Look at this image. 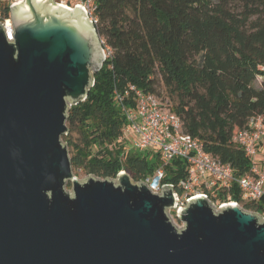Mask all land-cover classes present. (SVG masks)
Listing matches in <instances>:
<instances>
[{"label": "water", "instance_id": "water-1", "mask_svg": "<svg viewBox=\"0 0 264 264\" xmlns=\"http://www.w3.org/2000/svg\"><path fill=\"white\" fill-rule=\"evenodd\" d=\"M11 8L14 39L0 22V264H264L258 213L198 197L179 229L173 187L154 194L126 171L75 176L63 136L106 60L100 35L80 7Z\"/></svg>", "mask_w": 264, "mask_h": 264}, {"label": "trees", "instance_id": "trees-1", "mask_svg": "<svg viewBox=\"0 0 264 264\" xmlns=\"http://www.w3.org/2000/svg\"><path fill=\"white\" fill-rule=\"evenodd\" d=\"M94 2L106 60L88 97L69 109L63 140L76 175L116 179L126 171L137 182L163 166L164 184L186 176L184 159L165 164L159 152L134 150L125 140L122 107L134 86L178 115L185 131L231 165L235 177L248 174L254 160L235 135L252 117L264 116V0ZM4 11L9 16V7ZM259 155L264 169V143ZM209 192L213 204L237 201L246 211L264 210L260 202L243 201L236 183Z\"/></svg>", "mask_w": 264, "mask_h": 264}, {"label": "built area", "instance_id": "built-area-1", "mask_svg": "<svg viewBox=\"0 0 264 264\" xmlns=\"http://www.w3.org/2000/svg\"><path fill=\"white\" fill-rule=\"evenodd\" d=\"M24 0H0V22L4 25L9 40L14 39V26L11 18V7ZM59 5L72 10L80 7L95 23L96 10L94 0H55ZM9 7V16H5V9ZM264 71V66L261 67ZM132 100L123 105L127 123L123 136L128 145L140 152L156 151L160 153L163 163L167 164L172 159L180 157L187 162L186 176L177 185L164 184V167L156 170L155 174L137 183H144L157 195L163 194L165 186L173 187L176 196L175 206L168 210V215L173 224L182 229L185 223L180 216L189 201L198 197L208 200L213 187H231L237 184L242 191L243 201L262 203L264 206V169L261 166L259 149L264 143V116L252 117L248 124L235 135V141L254 160L251 171L242 176L235 177L231 165L208 154L202 143L187 133L181 118L166 108L155 95L146 94L135 86L131 88ZM130 91L126 96L131 95ZM121 101L124 100L120 96ZM125 171H122L123 173ZM235 204L242 207V203L232 201L220 204ZM260 214L264 219L263 212Z\"/></svg>", "mask_w": 264, "mask_h": 264}, {"label": "rangeland", "instance_id": "rangeland-1", "mask_svg": "<svg viewBox=\"0 0 264 264\" xmlns=\"http://www.w3.org/2000/svg\"><path fill=\"white\" fill-rule=\"evenodd\" d=\"M106 54V53H105ZM163 91V90H162ZM63 142H64V144H66L67 145V143L63 140ZM68 146V145H67ZM68 149H69V153H70V148H69V146H68ZM148 152V151H147ZM150 152V151H149ZM70 156H71V154H70ZM74 174H75V176L80 180V181H84L86 178H88V177H90V176H94V175H83V174H81V175H76V173L74 172ZM94 177H96V178H99V177H97V176H94ZM99 179H101V178H99ZM133 179V178H132ZM116 180V179H115ZM134 181V180H133ZM116 182H117V180H116ZM67 189L68 190H70V191H72V183L71 184H68V186H67ZM242 206V208L244 209V207H243V205H241ZM214 207H215V210L216 211H219V208H220V206H219V204H214ZM245 210V209H244ZM249 212H251V211H249Z\"/></svg>", "mask_w": 264, "mask_h": 264}, {"label": "bare ground", "instance_id": "bare-ground-1", "mask_svg": "<svg viewBox=\"0 0 264 264\" xmlns=\"http://www.w3.org/2000/svg\"><path fill=\"white\" fill-rule=\"evenodd\" d=\"M232 205H235V204H232Z\"/></svg>", "mask_w": 264, "mask_h": 264}]
</instances>
